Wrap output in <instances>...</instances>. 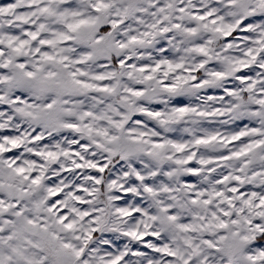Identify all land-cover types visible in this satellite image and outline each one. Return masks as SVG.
Listing matches in <instances>:
<instances>
[{"label": "snow or ice", "instance_id": "snow-or-ice-1", "mask_svg": "<svg viewBox=\"0 0 264 264\" xmlns=\"http://www.w3.org/2000/svg\"><path fill=\"white\" fill-rule=\"evenodd\" d=\"M0 264H264V0H0Z\"/></svg>", "mask_w": 264, "mask_h": 264}]
</instances>
